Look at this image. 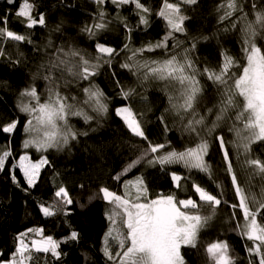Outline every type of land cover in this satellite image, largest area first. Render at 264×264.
<instances>
[{
  "label": "snow or ice",
  "instance_id": "6c2138e0",
  "mask_svg": "<svg viewBox=\"0 0 264 264\" xmlns=\"http://www.w3.org/2000/svg\"><path fill=\"white\" fill-rule=\"evenodd\" d=\"M6 2L13 5L17 0ZM92 2L97 5V12L92 23L82 27L80 32L86 34L90 41H95L94 52L71 41L56 45L51 33H62L63 22L49 32V39L43 45L45 59L37 66L33 83L21 91L17 103L19 111L26 117L22 147L25 150L34 149L41 155L36 160L27 154L20 155L18 160L11 161V169L18 168L28 188H33L41 170L50 163L44 153L49 150L63 151L72 141L89 134L88 130L78 128L72 118H79L86 125L93 120L99 124L101 120L98 118H107L111 98L94 81L101 69L107 66L112 69V78L119 89L117 95L124 101L114 108L115 116L132 137L139 138L143 143L130 142V147L138 154L112 177L123 187V194L104 185L89 197L90 201L102 199L108 205L105 217L109 227L102 247L106 261L110 264H186L182 249L197 248L200 232L208 227L217 209L225 204L232 209L230 220L236 221L230 231L245 240L247 264H264V160L252 155V145L264 142V47L257 43L258 39L264 40V6L258 5L256 0H222L216 6L217 13H221L217 23L230 22L224 32L238 29L242 56L238 60L227 49L221 48L217 64L214 67L206 64L201 69L192 54L197 51L200 41L207 42L210 37L190 36V43H186L176 35H188L185 21L191 17L183 6L197 5L198 0H163L155 15L164 23V35L140 47L132 45L131 34L141 25L145 30L151 26V7L141 0H110L116 9L115 16L110 19L104 7L106 0ZM248 2L251 13L246 7ZM123 6H133L132 14L138 17L135 25L122 15ZM35 7L31 0H20L15 16L27 30L36 26L48 29L44 14L33 15ZM114 21H119L126 33L125 43L119 49L97 40ZM169 41H172L171 47ZM8 42H13L17 48L24 42L35 44L31 31L18 33L10 29L8 17L0 15V57L8 55L4 47ZM35 50L39 52L40 48ZM158 50H162V55H148ZM121 54L124 58L120 68L134 78V86L122 84L113 68ZM201 77L211 83L215 92V102L211 107L205 104L203 110L200 105L206 86ZM37 80L43 81V92L35 83ZM69 86L75 87L77 92L64 91ZM153 86L166 100V106L156 119L167 134L172 131L168 117L174 118V126L180 131L181 138H187L182 147L173 146L170 139L162 143L154 142L146 134L145 124L151 121L145 119V108L152 111L147 92ZM137 96L139 101L135 99ZM137 103L142 106L137 108ZM18 125V118L0 122V133L11 136ZM225 128L231 134L230 139L225 137ZM213 144L218 145L222 156V170L230 179L234 202L223 199L224 185L215 178L212 165L206 159ZM233 154L236 163L248 172L246 184L242 185L239 181ZM10 157L9 140L0 145V172L6 170ZM141 164L153 168L159 166L160 171L170 175L174 188H181L182 180L191 181L198 200L193 196L178 199L175 193L159 194L153 198L142 174L122 180ZM175 165L182 167L187 175L178 174L171 168ZM11 169L8 170L12 182L19 187ZM194 173L205 175L220 190L219 194H213L207 186L198 182ZM257 179L260 181L259 193L255 191L254 181ZM54 196L50 204L40 205V212L46 217L70 215L69 206L74 201L67 187L57 185ZM205 206L209 209L207 214L202 213ZM29 233L39 239L26 241ZM78 239L79 234L75 230L66 240L57 241L50 235L44 236L40 228H30L16 235L10 256L0 253V264H32L40 259L33 253H43L59 260L61 243ZM232 251L230 244L224 240L207 243L205 247L209 264H236L238 257L233 256Z\"/></svg>",
  "mask_w": 264,
  "mask_h": 264
},
{
  "label": "trees",
  "instance_id": "16d2710c",
  "mask_svg": "<svg viewBox=\"0 0 264 264\" xmlns=\"http://www.w3.org/2000/svg\"><path fill=\"white\" fill-rule=\"evenodd\" d=\"M31 2L36 5L33 15L44 14L48 22V29L39 26L32 30L25 29L15 16V10H18L20 0H17V3L13 5L7 4L6 0H0V15L8 17V27L18 33L31 31L32 39L35 41V44L20 43L18 48L14 46L13 42H8L4 45L8 55L0 57V122H8L13 118L19 119L18 128L11 136L0 133V145L10 140L12 150V157L6 162V170L0 172V253L10 256L14 250L16 235L26 232L30 228H40L43 230L44 236L50 235L57 241L66 240L71 231L75 230L79 234L78 241L68 240L61 243L59 251L62 252V255L59 260H54L50 255L45 256L43 253H33L40 259L32 264H110L102 252L103 238L109 227V222L105 217L108 205L102 199L90 201L89 197L97 193L99 187L104 185L122 195L123 187L112 177L138 154L130 147V142L143 143L139 138L132 137L123 126L122 121L115 116L114 108L123 104L124 101L117 95L119 89L112 78V69L105 66L94 78L99 88L111 98L110 112L107 118H98L101 120L99 124L93 120L90 125L84 124L83 120L79 118H72V122L78 128L88 130L89 134L80 136L77 141H72L70 146L63 151L49 150L44 153L50 163L41 170L40 177L33 188H28L23 174L18 168L11 169V161L18 160L20 155L29 154L33 160L39 159L41 155L34 149L25 150L22 147L25 138L23 126L26 117L19 111L17 103L20 100L21 91L33 83V74L36 72L37 66L45 59L43 45L49 39L50 30L56 24L63 22L62 33H51V39L56 45L71 41L75 42L78 47L94 52L95 41H90L86 34L80 32L82 27L92 23L93 15L97 12V5L92 0H31ZM141 2L153 9L150 16L151 26L145 30L141 25L140 29L132 32L134 47H140L148 41L155 42L161 39L165 32L163 21L155 15L163 0H141ZM170 2H175V0H170ZM221 2L222 0H198L197 5L183 6L186 14L191 17L185 21L188 35L182 36L177 33V37L186 43H190V36L206 35L210 37L207 42L200 41L197 51L192 54L201 69L206 64L212 67L217 64L221 48L227 49L238 60L242 56L238 29L224 32L223 29L229 26L230 22L217 23L218 15L221 13H217L216 6ZM256 3L264 6V0H256ZM104 7L109 13L110 19L115 16L116 9L111 5L110 0H106ZM246 7L251 13L250 2L246 4ZM132 8L133 6H123L121 13L127 17L129 23L135 25L138 17L132 14ZM125 39L126 33L119 21H114L109 26V30L102 32L97 37L100 42L117 49L123 46ZM257 43L264 47V40L258 39ZM171 44L172 41H169V47ZM36 47L40 48L39 52L35 50ZM148 55L160 56L162 50ZM123 58L124 54L117 57L113 68L122 84L134 86V78L126 70L120 68ZM201 80L206 86L203 103L200 105L203 110L205 104L211 107L215 102V92L205 77H201ZM35 83L43 92V81L37 80ZM64 91L75 93L77 89L69 86V89H64ZM138 91L141 90L138 89ZM147 95L152 108V111H147L145 108V119L151 121V123L145 124L148 137L154 142L161 143L170 139L173 146L182 147L187 138H181L180 131L174 126V118L168 117L169 127L172 128V131L167 134L164 132L163 125L159 124L156 119L166 106L165 98L155 86L149 89ZM135 99L139 101L140 98L137 96ZM136 106L140 108L142 105L137 103ZM92 128L96 131H91ZM223 131L225 137L230 139L231 134L227 132V129L225 128ZM252 155L259 156L264 160V142L252 145ZM206 159L212 165L215 178L224 185L223 199L234 202V192L231 190L230 179L222 170L224 165L217 144H213ZM233 163L240 183L246 184L248 172L236 163L234 154ZM171 168L178 174L187 175L179 165L171 166ZM8 169H11L15 174L19 187L12 182ZM139 174L146 178L153 198L159 194L175 193L178 199L193 196L198 200L191 188V181L182 180L181 188H174L170 175L160 171L159 166L153 168L141 164L122 180L134 178ZM193 175L213 194H219L220 190L205 175L200 173ZM254 183L255 191L259 193V179ZM60 184L67 187L74 201L69 206L71 214L46 217L40 212V205L42 203L50 204L55 199L54 192L56 186ZM82 204L83 207H81ZM208 211L206 206L202 208V213L207 214ZM237 212L239 214L238 209ZM231 214L232 209L225 204L217 209L216 215L209 222L208 227L200 232L197 248L185 247L182 249L186 264H209L205 247L207 243L216 240H224L230 244L233 249L231 254L238 257L236 264H247L245 240L236 232L230 231V228L236 224V221L230 220Z\"/></svg>",
  "mask_w": 264,
  "mask_h": 264
},
{
  "label": "rangeland",
  "instance_id": "374dc122",
  "mask_svg": "<svg viewBox=\"0 0 264 264\" xmlns=\"http://www.w3.org/2000/svg\"><path fill=\"white\" fill-rule=\"evenodd\" d=\"M24 155V154H23ZM27 155H29V154H27ZM33 238H35V239H39V237H36V236H34V234H32V233H29V235L26 237V240H30L31 241V239H33ZM29 241V242H30Z\"/></svg>",
  "mask_w": 264,
  "mask_h": 264
},
{
  "label": "crops",
  "instance_id": "0c3cea01",
  "mask_svg": "<svg viewBox=\"0 0 264 264\" xmlns=\"http://www.w3.org/2000/svg\"><path fill=\"white\" fill-rule=\"evenodd\" d=\"M26 232H27V231H26ZM26 241H28V242H29L30 240H26Z\"/></svg>",
  "mask_w": 264,
  "mask_h": 264
}]
</instances>
